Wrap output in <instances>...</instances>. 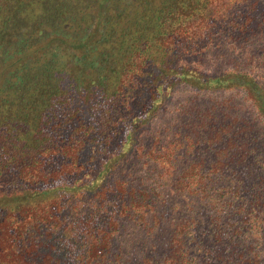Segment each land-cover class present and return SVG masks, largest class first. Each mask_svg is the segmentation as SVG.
I'll use <instances>...</instances> for the list:
<instances>
[{
    "label": "trees",
    "instance_id": "16d2710c",
    "mask_svg": "<svg viewBox=\"0 0 264 264\" xmlns=\"http://www.w3.org/2000/svg\"><path fill=\"white\" fill-rule=\"evenodd\" d=\"M245 1L0 0V264H104L119 218L164 217L191 223L185 234L174 226L176 264L186 262V237L205 235L202 225L207 264H264V197L246 196L227 174L239 156L181 166L157 138L138 141L178 89L240 94L264 124V87L252 73L184 63L186 45ZM248 12L242 27L256 22ZM255 14L264 20V8ZM220 112L216 104L201 116L219 137L248 131ZM154 173L193 204L182 219L172 217L177 202L142 183Z\"/></svg>",
    "mask_w": 264,
    "mask_h": 264
},
{
    "label": "rangeland",
    "instance_id": "374dc122",
    "mask_svg": "<svg viewBox=\"0 0 264 264\" xmlns=\"http://www.w3.org/2000/svg\"><path fill=\"white\" fill-rule=\"evenodd\" d=\"M262 5L263 3L259 4L257 0H246L244 3L229 5L227 16L210 29L201 30L202 36H199L201 39L195 44L186 45L188 50L184 63L205 74H216L218 71L238 67L247 73H252L264 87V20L262 16L260 19L259 15L255 14L262 13L264 8ZM244 10L246 12L253 10V14L248 13L254 16L256 22L246 23L242 27ZM216 104L224 109V112L220 113L228 120L236 118L239 124L245 120L243 124L249 125L248 131L245 133L234 127L236 140L227 142L226 135L219 137L217 131L210 130L209 124L201 116L206 113L208 106L211 110V106L215 107ZM249 111L248 104L243 101L240 94L204 96L188 89H178L168 98L152 124L139 135L138 141L146 145L157 138L164 149L167 147L170 149L167 151L168 155L170 153L175 155L174 160L181 166L198 164L206 169L209 164L226 163L230 157L234 159L239 156L241 165L234 166L233 175L228 172L232 171L231 166L227 174L232 179L241 181L239 185L246 196L264 197V124L253 121L254 117ZM243 136L249 138L243 140L241 139ZM173 140L175 143H171ZM163 154L165 153L160 151V155ZM137 175L143 176V169ZM159 175L149 174L143 177L142 183L145 186L153 182L158 185L155 181L161 182ZM158 186L161 190L160 198L167 200L165 202H177L172 211L173 218L182 219V212L193 209V204L190 202L178 200L165 187ZM88 198L87 195L81 198L82 213L91 204ZM262 202L259 203L258 208H263L264 211V200ZM253 204L254 201L251 205ZM194 216L195 214L192 219ZM176 224L177 222L169 217L151 219L147 225L134 223L130 219L125 222V218H119V224L114 227V238L104 264H176V260L172 262V253L176 248L171 238L174 231L179 228L185 234L191 223L188 222L186 225L180 223L177 227ZM201 232L205 235L196 232L194 240L186 237L185 244H182V248L188 252L186 262L183 264H207V259L203 258L207 252V230L204 225ZM199 240H202V243ZM210 252L213 253V249Z\"/></svg>",
    "mask_w": 264,
    "mask_h": 264
}]
</instances>
